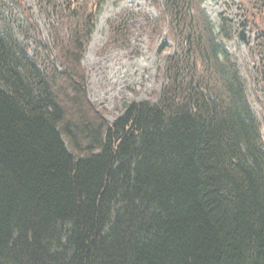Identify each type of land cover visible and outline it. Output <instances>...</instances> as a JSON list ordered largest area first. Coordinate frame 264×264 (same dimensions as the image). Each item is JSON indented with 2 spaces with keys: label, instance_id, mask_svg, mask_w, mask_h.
Wrapping results in <instances>:
<instances>
[{
  "label": "trees",
  "instance_id": "1",
  "mask_svg": "<svg viewBox=\"0 0 264 264\" xmlns=\"http://www.w3.org/2000/svg\"><path fill=\"white\" fill-rule=\"evenodd\" d=\"M198 1H158L166 84L108 123L80 81L103 0H37L46 39L0 0V264H264L262 124Z\"/></svg>",
  "mask_w": 264,
  "mask_h": 264
},
{
  "label": "rangeland",
  "instance_id": "2",
  "mask_svg": "<svg viewBox=\"0 0 264 264\" xmlns=\"http://www.w3.org/2000/svg\"><path fill=\"white\" fill-rule=\"evenodd\" d=\"M22 1L33 10L46 39L51 19L39 13L37 0ZM158 1L103 0L81 62L80 81L91 103L85 106L88 113L97 112L111 123L132 102L158 100L166 84V58L175 50L178 38L170 19L162 18ZM255 1L252 0L254 6ZM242 3V0H202L200 8L213 22L224 13L238 23L246 14ZM196 4L197 1H193V7ZM257 12L247 14L248 21L257 26V32L254 27L246 28L247 43L244 44L238 39L241 28L237 27L234 39L227 41L226 47L241 68L264 138V65L255 54L260 43L257 37L264 35V12ZM155 20H159L157 24L151 23ZM53 23L58 21L53 20ZM261 45L260 49L264 47V39Z\"/></svg>",
  "mask_w": 264,
  "mask_h": 264
},
{
  "label": "water",
  "instance_id": "3",
  "mask_svg": "<svg viewBox=\"0 0 264 264\" xmlns=\"http://www.w3.org/2000/svg\"><path fill=\"white\" fill-rule=\"evenodd\" d=\"M240 39L243 40V36L242 35H240Z\"/></svg>",
  "mask_w": 264,
  "mask_h": 264
}]
</instances>
